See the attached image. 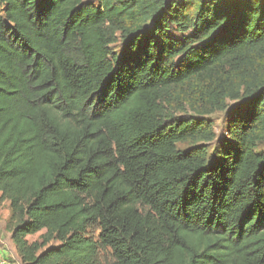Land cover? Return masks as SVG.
I'll use <instances>...</instances> for the list:
<instances>
[{
	"label": "trees",
	"instance_id": "1",
	"mask_svg": "<svg viewBox=\"0 0 264 264\" xmlns=\"http://www.w3.org/2000/svg\"><path fill=\"white\" fill-rule=\"evenodd\" d=\"M4 201L21 264H264V0H0Z\"/></svg>",
	"mask_w": 264,
	"mask_h": 264
},
{
	"label": "rangeland",
	"instance_id": "2",
	"mask_svg": "<svg viewBox=\"0 0 264 264\" xmlns=\"http://www.w3.org/2000/svg\"><path fill=\"white\" fill-rule=\"evenodd\" d=\"M117 47L118 46L115 45L112 48L114 51L115 50L118 51ZM235 104L236 103H234V102H229L228 103V109L225 112H215V113L211 114L210 116H208V119L212 124L213 132H214V136H215V141L213 142V144L215 142L218 143L219 140L225 138L226 135H225V127L224 126H225V122H226L225 120L227 118L226 113L228 112V110L235 108ZM223 142L224 141L222 140L221 143H223ZM213 144L209 145V147H208L210 154L213 153V150H214L212 147ZM177 147L179 150H186L189 147H191V143L178 144ZM260 149H262V148H260ZM7 214H9V212L7 210V206L4 204H0V220H2V222H0L1 223V225H0L1 230L0 231H2V235H4V237H5L6 246H9V248H12L10 245L12 232H11V228H10L9 223L7 222L6 229L4 227V225L6 223L5 218L7 217ZM6 233H8L10 240L8 238H6V236H7ZM43 233L44 232H40L36 235L28 236L27 237L28 242L39 241V239H40L39 237ZM98 234H99V232H98L97 226H90L87 229V235H89L94 240H97ZM5 252H8L7 249L5 247H3L2 245H0V260L3 258V254H5ZM11 254H12V257L9 255L10 257L8 258V262H10L11 264H21L18 255L15 252H11ZM98 261L100 264H111L112 263V257H111L110 252L108 250L99 251Z\"/></svg>",
	"mask_w": 264,
	"mask_h": 264
},
{
	"label": "crops",
	"instance_id": "3",
	"mask_svg": "<svg viewBox=\"0 0 264 264\" xmlns=\"http://www.w3.org/2000/svg\"><path fill=\"white\" fill-rule=\"evenodd\" d=\"M0 204H4V205H6L7 206V210H8V212H9V214H7V217L5 218L6 220H5V225H4V227H5V229H6V226H7V222L9 221V218H10V208H9V203L7 202V201H4V202H1ZM0 222H2V220H0ZM0 225H1V223H0ZM0 230H1V226H0ZM7 234V236H6V238H8L9 240H10V238H9V235H8V233H6ZM10 245H11V247L12 248H9V246H6V243H5V237H4V235H2V231H0V245H2L3 247H5L6 249H7V251L8 252H5V254H3V258L0 260V264H11L10 262H8V258L11 256L12 257V254H11V252H15L16 254H17V252H16V249H15V247H14V245H13V243H12V241L10 240ZM10 255V256H9ZM18 255V254H17ZM7 259V260H6ZM11 259V258H10ZM7 261V262H6Z\"/></svg>",
	"mask_w": 264,
	"mask_h": 264
}]
</instances>
